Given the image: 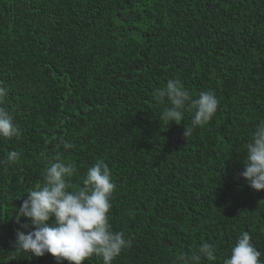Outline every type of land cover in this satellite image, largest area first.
<instances>
[{"label":"trees","instance_id":"obj_1","mask_svg":"<svg viewBox=\"0 0 264 264\" xmlns=\"http://www.w3.org/2000/svg\"><path fill=\"white\" fill-rule=\"evenodd\" d=\"M177 78L220 101L188 137L191 113L165 126L153 100ZM0 84L21 129L0 139V264H57L8 254L15 211L58 151L73 184L98 159L112 172L109 222L132 241L113 264H174L204 242L223 264L244 231L264 259V190L239 175L264 120V0H0Z\"/></svg>","mask_w":264,"mask_h":264},{"label":"clouds","instance_id":"obj_2","mask_svg":"<svg viewBox=\"0 0 264 264\" xmlns=\"http://www.w3.org/2000/svg\"><path fill=\"white\" fill-rule=\"evenodd\" d=\"M8 95L0 84V139H12L21 135V129L14 117L3 106ZM153 100L163 105L159 122L165 126L181 125L186 113H191L189 126L184 127V137L192 135L198 126L207 124L217 112L220 101L212 90L200 91L195 98L177 79H168L163 87L156 88ZM65 150L74 148L71 142L60 141ZM20 153L10 151L4 162L15 163ZM49 166L43 170L42 182L30 189L27 198L15 211L14 219L20 227L15 232L9 259L22 255L43 257L51 255L67 264H82L93 255L103 264L113 261L132 241L123 231H113L108 214L112 207V194L116 185L112 172L103 159H98L87 168L86 175L79 184L72 183L76 175L72 163L66 162L59 151L47 158ZM240 176L256 192L264 190V120L256 124L246 145ZM21 218L28 223L21 224ZM252 235L244 231L236 239L230 254L223 264H264L261 252L252 242ZM2 253V251H0ZM214 244H199L191 255L181 252L174 264H214L217 260ZM30 258V257H29Z\"/></svg>","mask_w":264,"mask_h":264}]
</instances>
